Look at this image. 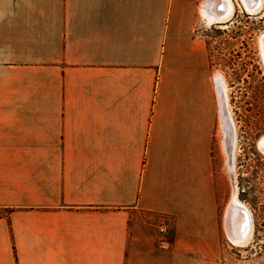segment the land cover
<instances>
[{
  "label": "crops",
  "instance_id": "1",
  "mask_svg": "<svg viewBox=\"0 0 264 264\" xmlns=\"http://www.w3.org/2000/svg\"><path fill=\"white\" fill-rule=\"evenodd\" d=\"M200 12L209 25L219 0ZM178 14L177 0H0V264H129L154 154L196 184L202 114L169 73Z\"/></svg>",
  "mask_w": 264,
  "mask_h": 264
},
{
  "label": "rangeland",
  "instance_id": "2",
  "mask_svg": "<svg viewBox=\"0 0 264 264\" xmlns=\"http://www.w3.org/2000/svg\"><path fill=\"white\" fill-rule=\"evenodd\" d=\"M204 1L177 0L179 20L169 37V73L181 81L178 92L187 110L194 105L204 119L196 164L201 181L192 187L182 182L175 168L183 164L175 152L154 154L140 212L130 222L137 255L129 264H264V157L256 148L264 135V0L255 15L235 0L230 21L214 25L201 15ZM246 2L253 6L255 0ZM223 86L226 111L218 93ZM227 115L236 123L237 154ZM192 154L187 149V166ZM235 195L250 208L254 223L253 238L252 230L243 248L232 246L224 229L225 210Z\"/></svg>",
  "mask_w": 264,
  "mask_h": 264
},
{
  "label": "bare ground",
  "instance_id": "3",
  "mask_svg": "<svg viewBox=\"0 0 264 264\" xmlns=\"http://www.w3.org/2000/svg\"><path fill=\"white\" fill-rule=\"evenodd\" d=\"M226 1L227 0H219L218 16L214 17L213 19L206 18L207 22L210 25L222 24L224 22H228L233 17L234 12H235V5L231 0H228L229 6L226 7V4L225 5L223 4ZM242 3H243L242 7L244 6L243 10H245L251 15H255L261 9L263 5V0H255V3L253 6H248L247 5L248 3L246 2V0H242ZM206 10H207L206 8L203 9L204 18H205V13H208L206 12ZM261 49H262V54L264 58V36L261 38ZM224 89L225 87L223 86L222 91L219 89L218 93L220 94V105L222 106L221 108L226 111V102H225V96H224L225 90ZM260 147L262 151L264 152V137L260 141ZM248 211L244 209L243 204L240 202V200L237 198L236 195L232 198L227 208L226 216H225V226H226L227 236L230 242L235 247H240V248L245 247L246 243L251 237V233L253 230V227H252L253 220L251 219L252 215H250L249 214L250 212Z\"/></svg>",
  "mask_w": 264,
  "mask_h": 264
},
{
  "label": "flooded vegetation",
  "instance_id": "4",
  "mask_svg": "<svg viewBox=\"0 0 264 264\" xmlns=\"http://www.w3.org/2000/svg\"><path fill=\"white\" fill-rule=\"evenodd\" d=\"M217 76V75H216ZM215 76V77H216ZM224 77V76H223ZM225 79V78H224ZM226 81V80H225ZM215 83H216V87H217V80H216V78H215ZM227 84V83H226ZM228 87V86H227ZM216 104H218V96H217V90H216ZM231 117V118H230ZM229 117V115H227V118H228V120H230V125H231V129L229 130V133L231 134V136H232V139L235 137V145H236V154H237V150H238V143H239V139H238V131H237V128H236V123H235V120H234V118H233V116H230ZM230 118V119H229ZM204 119H202V121H203ZM231 120H232V122H231ZM223 134V133H222ZM262 137H264V135L263 136H261L258 140H257V143H256V148H257V151L264 157V154L259 150V148H258V143H259V141L261 140V138ZM223 139H224V135H223V138H222V141H223ZM233 142V141H232ZM235 154V160H236V155ZM235 162V161H234ZM234 166V165H233ZM199 180H200V177H199ZM201 181V180H200ZM201 189V188H200ZM202 192H203V190H202ZM214 195L215 196H218L217 195V192H216V188H214ZM238 196V199L240 200V202L243 204V207H244V209L245 210H249L248 212H250L249 214L250 215H252V213H251V211H250V208H248V206L245 204V203H243L242 201H241V198H240V196L239 195H237ZM232 199V198H231ZM231 199H230V201H231ZM229 201V202H230ZM229 204V203H228ZM246 206V207H245ZM227 207H228V205H227ZM248 208V209H247ZM226 210H227V208H226ZM226 210H225V214H226ZM251 219L253 220V218L251 217ZM224 223H225V216H224ZM252 227H253V233H252V238H253V234H254V223L252 222ZM224 229H225V224H224ZM228 241L230 242V240L228 239ZM231 243V242H230ZM231 245H232V243H231ZM233 246V245H232ZM235 247V246H234ZM237 248V247H236Z\"/></svg>",
  "mask_w": 264,
  "mask_h": 264
},
{
  "label": "built area",
  "instance_id": "5",
  "mask_svg": "<svg viewBox=\"0 0 264 264\" xmlns=\"http://www.w3.org/2000/svg\"><path fill=\"white\" fill-rule=\"evenodd\" d=\"M161 231L164 232V229H162Z\"/></svg>",
  "mask_w": 264,
  "mask_h": 264
}]
</instances>
